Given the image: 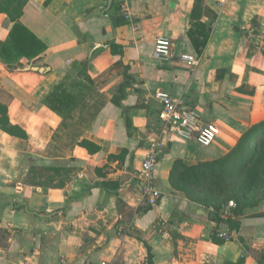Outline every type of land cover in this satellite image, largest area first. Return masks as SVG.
<instances>
[{"label": "crops", "instance_id": "0c3cea01", "mask_svg": "<svg viewBox=\"0 0 264 264\" xmlns=\"http://www.w3.org/2000/svg\"><path fill=\"white\" fill-rule=\"evenodd\" d=\"M109 2L28 0L20 20L46 48L33 58L13 51L12 64L35 61L20 70L0 56L10 121L27 132L0 129V264H149L146 244L154 264H264V207L243 215L228 208L217 221L210 204L177 183L190 185L172 181L264 122V0H127L133 20L116 27L121 0ZM13 24L0 14V49ZM198 28L211 30L202 54L189 34ZM158 38L171 40V61L155 58ZM182 53L199 64L179 60ZM63 90L79 99L61 116L48 97ZM158 90L182 97L220 134L209 146L164 136L155 168L161 197L150 205L139 170L162 126ZM84 139L101 149L89 152ZM215 231L231 238L217 243Z\"/></svg>", "mask_w": 264, "mask_h": 264}, {"label": "trees", "instance_id": "16d2710c", "mask_svg": "<svg viewBox=\"0 0 264 264\" xmlns=\"http://www.w3.org/2000/svg\"><path fill=\"white\" fill-rule=\"evenodd\" d=\"M28 0H0V14H6L11 21L14 22L13 27L9 32V37L7 41L2 45L0 49V56H3L8 62V69L10 70H20L24 69L26 66L33 65L34 60L30 59L28 64L19 62L17 65L12 64L11 58L13 59L12 52L15 51L19 56H27L33 58L38 56L46 48V45L41 41L35 34H33L22 22L21 17L24 14V7ZM115 2L113 1L112 5ZM118 8V13L111 16V22L114 27L121 23H124L125 18L121 15L120 7ZM194 33L199 34V38L194 36ZM191 39L199 54H202L209 41L211 30L208 28H198L196 31L193 29L189 32ZM109 47L113 55H122L123 47L112 41L109 43ZM86 69V64L84 65ZM129 77H127L128 79ZM129 82H125L120 85L119 92L121 97H125V88ZM3 95H6V100H3ZM8 99L9 95L0 89V129L5 132L19 136L22 138L27 137V132L19 125L11 123L8 113ZM79 99L78 96H74L63 90L61 93L54 91L48 97L49 107L60 114L61 116L69 112L73 106L77 103ZM123 106L121 103H119ZM255 141L252 143L253 138ZM252 143V144H251ZM81 145L86 147L89 152H97L101 148L99 145L84 139L81 141ZM264 159V122L251 126L247 129L238 140L237 144L232 147L225 155L200 163L196 166H185V171H182L181 178H173V184L178 180V182H184L190 185L189 187L181 186L178 184V188L184 190L192 198L200 199L201 197L205 204H210V194L209 188L215 187L219 190V204L234 199L237 201L238 206H250L252 205V199H254V187L258 182H262L260 176L261 173V163ZM50 170H54L59 173L61 170L68 171L66 167H49ZM239 176V178H245L240 189L242 192L236 190L231 197L227 196L229 189L233 188L227 183V178H232ZM175 181V182H174ZM176 186V185H175ZM181 186V187H180ZM235 188V187H234ZM204 189H207L204 192ZM201 193L197 194V191ZM243 199V201H242ZM254 202V201H253ZM211 205V204H210ZM219 206V205H218ZM237 215H240V208L235 210ZM213 218L217 221H221L222 218L219 215L210 212ZM227 223L231 229L239 230L240 222L237 220H227ZM213 241L217 243L223 242L225 239L219 236V233L215 231L212 234ZM147 245L148 250V261L149 264L153 263V255L151 252V247ZM240 263V261L238 262Z\"/></svg>", "mask_w": 264, "mask_h": 264}, {"label": "built area", "instance_id": "2783aa9c", "mask_svg": "<svg viewBox=\"0 0 264 264\" xmlns=\"http://www.w3.org/2000/svg\"><path fill=\"white\" fill-rule=\"evenodd\" d=\"M225 2L226 0H219L221 6ZM120 12L126 21L132 22L133 15L127 0H121ZM154 56L161 61L174 59L171 40L158 38L155 44ZM178 58L191 67H196L200 61V58L192 53H182ZM155 98L161 106L159 119L162 122V126L157 135L150 137V142L139 170L150 205H156L161 197V191L155 186V168L165 147L164 136L174 134L184 139H195L201 145L209 146L220 134V129L215 123L203 122L195 108L182 97L172 95L164 90H158L155 93ZM228 208H236L235 202L230 201L226 210L220 212L221 217L224 219L229 215ZM219 236L225 240L231 238L226 233H219ZM102 264L107 263L103 262Z\"/></svg>", "mask_w": 264, "mask_h": 264}, {"label": "rangeland", "instance_id": "374dc122", "mask_svg": "<svg viewBox=\"0 0 264 264\" xmlns=\"http://www.w3.org/2000/svg\"><path fill=\"white\" fill-rule=\"evenodd\" d=\"M2 97H3V100H6V95H3ZM255 139H256V137L253 138L252 143L255 141ZM260 176H261V178L263 180H262V182L261 181L258 182L255 185V187H254V194H253L254 199H252L254 202L252 201V205L246 206V207L243 206V205L241 207L238 206L237 201L234 200V199H230L227 202H224L223 201V203L219 204L220 203L219 202V197L220 196L218 194L219 193L218 188L210 187L209 188V193H211L210 194L211 211L213 213H215V214L217 213L219 215V217L222 218L221 215H220V212L221 211L223 212V211L226 210V208H227V206H228V204H229L230 201H234L235 202L236 209L240 208V215H243L246 212H249L250 210H254L256 208L264 207V159H263V161L261 163V173H260ZM244 179H245L244 177L243 178L242 177L239 178V176L232 177V178L230 177V178H227L226 179L227 183L230 184L231 187H233V188H231V189L228 190V192H227V196L228 197H231L233 195V193H235L236 190L239 191V194L242 192V190L240 189V187H241ZM206 190L207 189H204V192H206ZM199 193H201V192L198 190L197 191V194H199ZM242 201H243V199H242ZM222 219H224V218H222Z\"/></svg>", "mask_w": 264, "mask_h": 264}, {"label": "water", "instance_id": "95a60500", "mask_svg": "<svg viewBox=\"0 0 264 264\" xmlns=\"http://www.w3.org/2000/svg\"><path fill=\"white\" fill-rule=\"evenodd\" d=\"M111 1H112V0H110V2H109V6L111 5ZM33 68H34V69H38V70H42V68L35 67V66H34Z\"/></svg>", "mask_w": 264, "mask_h": 264}]
</instances>
